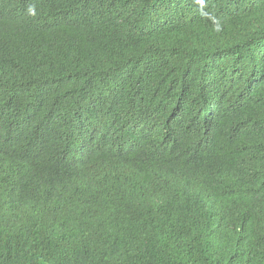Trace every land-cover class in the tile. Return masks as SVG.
<instances>
[{"label": "trees", "instance_id": "trees-1", "mask_svg": "<svg viewBox=\"0 0 264 264\" xmlns=\"http://www.w3.org/2000/svg\"><path fill=\"white\" fill-rule=\"evenodd\" d=\"M0 264H264V0H0Z\"/></svg>", "mask_w": 264, "mask_h": 264}, {"label": "bare ground", "instance_id": "bare-ground-1", "mask_svg": "<svg viewBox=\"0 0 264 264\" xmlns=\"http://www.w3.org/2000/svg\"><path fill=\"white\" fill-rule=\"evenodd\" d=\"M119 1H120V0H119ZM133 3H134V2H133ZM126 4H127V3H126ZM126 4H125V5H126ZM134 4H135V3H134ZM144 4H145V3H144ZM141 5H142V4H141ZM131 6H132V5H131ZM153 11H154V10H153ZM117 12H118V11H117ZM119 12H120V11H119ZM135 12H136V11H135ZM138 12H139V11H138ZM143 12H144V11H143ZM150 12H151V11H150ZM154 12H155V11H154ZM129 13H130V12H129ZM144 13H145V12H144ZM116 15H117V14H116ZM130 15H131V14H130ZM125 16H127V15H125ZM134 16H135V15H134ZM122 18H123V16H122ZM136 18H137V17H136ZM143 18H144V17H143ZM119 19H120V18H119ZM123 19H124V18H123ZM129 19H130V18H129ZM117 20H118V19H117ZM138 20H139V19H138ZM138 20H137V21H138ZM151 20H152V19H151ZM124 21H125V19H124ZM145 21H146V20H145ZM126 22H127V21H126ZM131 22H132V20H131ZM122 23H123V22H122ZM132 23H133V22H132ZM152 23H153V22H152ZM145 24H146V23H145ZM153 24H154V23H153ZM120 25H121V24H120ZM122 25H123V24H122ZM129 25H130V24H129ZM151 25H152V24H151ZM137 26H138V25H137ZM133 27H134V26H133ZM146 27H147V26H146ZM165 27H166V26H165ZM173 27H174V26H173ZM127 29H129V28H127ZM131 30H132V29H131ZM134 30H136V29L134 28ZM166 30H167V29H166ZM141 31H143V30H141ZM131 32H132V31H131ZM131 32H130V33H131ZM134 32H135V31H134ZM149 33H150V32H149ZM160 33H161V31H160ZM122 34H123V33H122ZM171 34H172V33H171ZM171 34H170V35H171ZM120 36H121V35H120ZM139 36H140V35H139ZM170 37H171V36H170ZM172 37H173V36H172ZM178 38H179V37H178ZM181 38H182V37H181ZM185 38H186V37H185ZM134 39H136V38H134ZM148 39H149V38H148ZM119 40H121V39H119ZM149 40H150V39H149ZM130 41H131V40H130ZM114 42H115V41H114ZM117 42H118V41H117ZM136 42H137V41H136ZM138 42H139V41H138ZM149 42H150V41H149ZM171 42H172V41H171ZM108 43H109V42H108ZM119 43H120V42H119ZM129 43H130V42H129ZM178 43H179V42H178ZM181 44H182V43H181ZM109 45H111V44H109ZM143 45H144V44H143ZM148 45H149V44H148ZM161 45H162V44H161ZM165 45H166V44H165ZM170 45H171V44H170ZM120 46H121V45H120ZM171 46H172V45H171ZM140 47H141V44H140ZM140 47H139V48H140ZM174 47H175V46H174ZM120 48H121V47H120ZM139 48H138V49H139ZM112 49H113V48H112ZM112 49H111V50H112ZM118 49H119V48H118ZM136 49H137V48H136ZM138 49H137V50H138ZM163 49H164V48H163ZM184 49H185V48H184ZM130 50H131V49H130ZM132 50H133V49H132ZM187 50H188V49H187ZM138 51H139V50H138ZM141 51H142V50H141ZM143 51H144V50H143ZM147 51H148V50H147ZM173 51H174V50H173ZM182 51H183V50H182ZM156 52H157V51H156ZM178 52H179V51H178ZM186 52H187V51H186ZM189 53H190V52H189ZM181 54H182V53H181ZM150 55H151V54H150ZM183 55H184V54H183ZM188 55H189V54H188ZM142 56H143V55H142ZM156 56H157V55H156ZM159 56H160V55H159ZM172 56H173V55H172ZM180 56H181V55H180ZM133 57H134V56H133ZM122 59H123V58H122ZM111 60H112V59H111ZM164 61H165V60H164ZM126 62H127V61H126ZM158 62H159V61H158ZM180 62H181V61H180ZM178 63H179V62H178ZM111 64H112V63H111ZM163 64H164V63H163ZM175 64H176V63H175ZM189 64H190V63H189ZM119 65H120V64H119ZM137 65H138V64H137ZM151 65H152V64H151ZM170 65H171V63H170ZM183 67H184V66H183ZM119 68H120V67H119ZM121 68H122V67H121ZM139 68H140V67H139ZM175 68H176V67H175ZM178 68H180V67H178ZM186 68H187V67H186ZM151 69H152V68H151ZM166 69H167V68H166ZM123 70H124V69H123ZM159 70H160V69H159ZM175 70H176V69H175ZM179 70H180V69H179ZM181 70H182V69H181ZM181 70H180V71H181ZM162 71H163V70H162ZM188 71H189V70H188ZM121 72H122V71H121ZM173 72H174V71H173ZM182 72H183V71H182ZM162 73H163V72H162ZM136 74H138V72H137ZM159 74H160V72H159ZM168 74H169V73H168ZM132 75H133V74H132ZM142 75L144 76V74H142ZM151 77H152V76H151ZM175 77H176V76H175ZM140 78H141V77H140ZM164 78H166V77H164ZM185 78H187V75H186ZM142 79H143V78H142ZM152 79H153V77H152ZM180 79H181V77H180ZM156 80H157V79H156ZM163 80H164V79H163ZM172 80H173V79H172ZM181 80H182V79H181ZM187 80H188V78H187ZM193 80H195V78H194ZM145 81H146V80H145ZM157 81H158V80H157ZM170 81H171V80H170ZM195 81H196V80H195ZM133 82H134V81H133ZM146 82H147V81H146ZM174 82H176V81H174ZM174 82H173V83H174ZM147 83H148V82H147ZM186 83H187V82H186ZM142 84H143V83H142ZM144 84H145V83H144ZM154 84H155V83H154ZM164 84H165V83H164ZM179 84H180V83H179ZM197 84H198V82H197ZM139 85H140V84H139ZM168 85H169V84H168ZM180 85H181V84H180ZM180 85H179V86H180ZM137 86H138V85H137ZM164 86H165V85H164ZM164 86H163V87H164ZM190 86H191V85H190ZM168 87H169V86H168ZM175 88H176V87H175ZM184 88H185V87H184ZM160 89H161V88H160ZM176 89H177V88H176ZM176 89H175V90H176ZM141 90H142V89H141ZM154 90H155V89H154ZM165 90H166V89H165ZM189 90H190V89H189ZM192 90H193V89H192ZM196 90H197V89H196ZM182 91H183V90H182ZM166 92H167V91H166ZM171 92H172V91H171ZM171 92L169 91V93H171ZM159 93H160V92H159ZM146 94H147V93H146ZM166 94H167V93H166ZM188 94H189V93H188ZM179 96H180V95H179ZM193 96H195V95H193ZM143 97H144V96H143ZM149 97H150V96H149ZM149 97H148V98H149ZM150 98H151V97H150ZM153 98H154V97H153ZM174 98H175V97H174ZM147 100H148V99H147ZM149 101H151V100H149ZM155 101H156V100H155ZM160 101H161V100H160ZM157 102H158V101H156L155 103H157ZM174 102H175V101H174ZM153 103H154V102H153ZM166 103H167V102H166ZM148 105H149V104H148ZM150 105H151V104H150ZM150 105H149V106H150ZM155 105H156V104H155ZM161 105H162V104H161ZM163 105H164V104H163ZM151 106H152V105H151ZM157 106H159V105H157ZM157 106H156V107H157ZM164 106H165V105H164ZM169 107H170V106H169ZM149 108H150V107H149ZM152 108H154V106H153ZM161 108H162V107H161ZM167 108H168V107H167ZM159 110H160V109H159ZM162 110H163V109H162ZM163 111H164V110H163ZM167 111H168V110H167ZM152 112H153V111H152ZM158 112H159V111H158ZM160 112H161V111H160ZM165 112H166V111H165ZM155 113H156V112H155ZM158 114H159V113H158ZM164 114H165V113H164ZM155 116H156V115H155ZM188 116H189V115H188ZM154 118H155V117H154ZM156 119H157V118H156ZM158 120H159V119H158ZM156 121H157V120H156ZM195 122H196V121H195ZM170 123H171V122H170ZM180 123H181V122H180ZM161 126H162V125H161ZM185 126H186V125H185ZM191 126H192V125H191ZM177 128H178V126H177ZM188 128H189V127H188ZM163 129H164V128H163ZM165 129H166V128H165ZM178 130H179V129H178ZM180 130H181V129H180ZM186 130H187V129H186ZM162 131H163V130H162ZM167 131H168V130H167ZM191 131H192V130H191ZM158 132H159V131H158ZM188 132H189V131H188ZM192 132H193V131H192ZM155 133H156V132H155ZM161 133H162V132H161ZM190 133H191V132H190ZM166 134H167V133H166ZM157 135H158V134H157ZM167 135H168V134H167ZM183 135H184V134H183ZM150 136H151V135H150ZM176 136H178V135H176ZM181 136H182V135H181ZM186 136H188V135H186ZM190 136H191V135H190ZM159 137H161V136H159ZM159 137H158V138H159ZM164 138H165V137H164ZM164 138H162V140H163ZM169 138H170V137H169ZM180 139H181V138H180ZM190 139H191V138H190ZM190 139H189V140H190ZM193 139H194V138H193ZM165 140H166V139H165ZM189 140H188V141H189ZM170 141H171V140H170ZM172 141H173V140H172ZM176 141H177V140H176ZM180 141H181V140H180ZM180 141H179V142H180ZM184 141H185V140H184ZM188 141H187V142H188ZM191 141H192V140H191ZM152 142H153V141H152ZM187 142H186V143H187ZM163 143H164V142H163ZM184 143H185V142H184ZM153 144H154V143H153ZM188 144H189V143H188ZM157 146H158V145H156V147H157ZM195 146H196V145H195ZM160 147H161V146H160ZM185 148H186V147H185ZM196 148H197V147H196ZM189 149H190V148H189ZM194 149H195V148H194ZM151 150H152V149H151ZM187 153H188V152H187ZM188 154H189V153H188ZM194 154H195V153H194ZM191 156H192V155H191ZM184 163H185V162H184ZM155 164H157V163H155ZM155 164H154V166H155ZM175 164H176V163H175ZM181 164H182V163H181ZM172 165H173V164H172ZM158 166H159V165H158ZM173 166H175V165H173ZM166 167H167V166H166ZM180 168H181V166H180ZM158 169H159V168H158ZM157 171H158V170H157ZM171 171H172V170H171ZM154 172H155V171H154ZM154 172H153V173H154ZM150 178H151V177H150ZM160 179H161V176H160ZM167 179H168V178H167ZM152 180H153V179H152ZM142 181H143V180H142ZM133 182H134V181H133ZM133 182H132V183H133ZM150 182H151V181H150ZM155 182H156V181H155ZM151 183H152V182H151ZM162 183H163V182H162ZM160 184H161V183H160ZM142 185H143V184H142ZM162 185H163V184H162ZM144 186H145V185H144ZM133 187H134V186H133ZM150 187H152V186H150ZM154 187H155V186H154ZM157 187H158V186H157ZM146 189H147V188H146ZM144 191H145V190H144ZM147 191H148V190H147ZM139 194H140V193H139ZM141 195H142V194H141ZM181 199H182V198H181ZM138 200H139V199H138ZM135 201H136V199H135ZM182 201H184V200H182ZM229 201H230V200H229ZM225 202L227 203V201H225ZM183 203H184V202H183ZM229 203H230V202H229ZM230 204H231V203H230ZM229 206H230V205H229ZM227 207H228V206H227ZM228 208H229V207H228ZM232 208H233V207H232Z\"/></svg>", "mask_w": 264, "mask_h": 264}, {"label": "clouds", "instance_id": "clouds-1", "mask_svg": "<svg viewBox=\"0 0 264 264\" xmlns=\"http://www.w3.org/2000/svg\"><path fill=\"white\" fill-rule=\"evenodd\" d=\"M170 13L172 14L173 18L177 20L187 19L192 15L190 11L185 12V11H179L178 9H175L173 12H170ZM152 43H153V40L151 38L149 45H151ZM257 51H259V49H257Z\"/></svg>", "mask_w": 264, "mask_h": 264}]
</instances>
